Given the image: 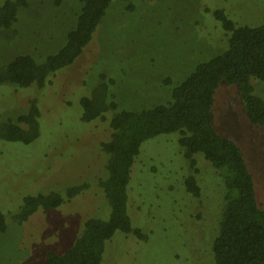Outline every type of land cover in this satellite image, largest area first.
<instances>
[{
	"label": "rangeland",
	"instance_id": "374dc122",
	"mask_svg": "<svg viewBox=\"0 0 264 264\" xmlns=\"http://www.w3.org/2000/svg\"><path fill=\"white\" fill-rule=\"evenodd\" d=\"M127 4H133L132 11L125 10ZM81 6L75 0H32L11 30L0 31V65L21 54L55 52L74 28ZM218 10L236 26H257L264 19V0H114L81 55L45 87L0 85V123L25 113L33 99L40 110V136L34 143L0 142V211H12L25 195L55 191L65 199L26 222H8L0 234V264H47L45 254L63 253L84 221L108 219L109 206L96 187L104 177L107 157L99 144L110 136L107 120L121 110L165 103L197 65L225 51L228 35L214 16ZM166 78L169 86L162 84ZM101 83L117 109L103 120L84 123L79 101ZM251 84L253 95L264 101V81L252 78ZM212 112L215 131L239 147L256 202L264 209V129L251 126L235 86L223 82L215 90ZM193 158L191 168L177 133L141 144L127 185V213L145 239L114 233L105 243L102 264L213 263L214 227L226 187L208 161L199 154ZM191 173L201 186L199 199L186 191ZM83 182L88 187L67 200L65 190Z\"/></svg>",
	"mask_w": 264,
	"mask_h": 264
},
{
	"label": "trees",
	"instance_id": "16d2710c",
	"mask_svg": "<svg viewBox=\"0 0 264 264\" xmlns=\"http://www.w3.org/2000/svg\"><path fill=\"white\" fill-rule=\"evenodd\" d=\"M31 1L4 0L0 5V31L11 30L19 12ZM75 1L82 6L61 47L41 57L17 55L0 65V85L34 86L37 90L45 87L56 72L73 64L114 0ZM59 2L54 0L55 4ZM133 8V4H127L125 10ZM214 16L221 23L222 32L228 35L225 51L197 65L172 88L170 100L165 103L140 111L121 110L107 120L111 133L108 140L99 144V151L107 157L104 177L97 181L96 187L103 192L109 217L105 221L97 218L84 221L79 237L63 253L45 254L47 264H102L105 243L116 232L145 239L139 229L132 228L127 213L130 172L144 141L170 133L178 134V145L191 168L195 164L193 156L199 154L224 180L226 192L214 227L217 234L212 245V264H264V209L256 202L253 179L239 147L215 131L212 112L215 90L223 82L235 86L251 126L264 129V101L253 95L251 84L252 78L264 81V19L257 26H236L222 10L215 11ZM15 33L13 30L12 35ZM102 79L106 80L104 76ZM162 84L169 86L171 79L162 80ZM28 103L25 113L0 123V142L30 145L38 139L40 110L35 99ZM79 105L84 123L103 120L106 113L117 109L105 83L97 86L90 97L81 98ZM184 184L191 196L200 198L201 186L193 174L186 177ZM87 187L86 182L68 187L64 192L66 199ZM64 200L55 191L23 196L12 211L5 214L0 211V234L6 231L8 222L21 224L39 210L54 209Z\"/></svg>",
	"mask_w": 264,
	"mask_h": 264
}]
</instances>
